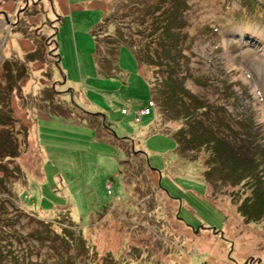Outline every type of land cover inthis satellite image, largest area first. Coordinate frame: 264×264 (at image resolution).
<instances>
[{
	"label": "rangeland",
	"instance_id": "obj_1",
	"mask_svg": "<svg viewBox=\"0 0 264 264\" xmlns=\"http://www.w3.org/2000/svg\"><path fill=\"white\" fill-rule=\"evenodd\" d=\"M175 1L0 0V264H264L211 143H264V0Z\"/></svg>",
	"mask_w": 264,
	"mask_h": 264
},
{
	"label": "trees",
	"instance_id": "obj_2",
	"mask_svg": "<svg viewBox=\"0 0 264 264\" xmlns=\"http://www.w3.org/2000/svg\"><path fill=\"white\" fill-rule=\"evenodd\" d=\"M177 3H178V0H176L174 4L171 3L170 5V7L172 8L171 16L173 18V19L171 18V20L175 19L174 13L177 8L176 7ZM155 8H156V5L154 4L152 10H154ZM109 17H114V16H109ZM109 17L106 15L104 17V20L108 19ZM176 31H177L176 29L172 30V33H171L172 37L170 38V41H168L167 43L169 47H171L172 53L170 55L173 61L172 65L174 66L177 65V61L174 55L178 52V49H179L178 43H177ZM162 43H165V41L163 40ZM168 45L163 46V49H162V53L165 54L166 52L167 55H169ZM167 55H165V57L163 55L162 57L168 58ZM174 93L175 92L172 91V94ZM148 101H149V104H148ZM150 103L151 101L147 100V104L139 108L145 107L147 108V112H148L149 111L148 105H150ZM204 106L210 109V111L212 110L217 115H220V113L222 112L221 106L219 107L212 106L206 103L204 104ZM121 108L123 111H120ZM121 108L119 109V111L124 112L125 108L124 107H121ZM134 116H135V112H134ZM240 117H241L240 115L235 116L236 118L235 122L239 124L242 128H249L250 126L247 123L246 119L244 117L243 118H240ZM221 119L222 118H219L220 122L222 121ZM256 137H257L256 131L250 132L246 130V136L239 137L238 140H240V142L234 144L235 147L230 142L221 140L223 144L225 145V147L229 150L227 153H226L225 147L221 143H219L220 141L219 142L214 141L211 143L213 144V148H214L212 151L213 155L215 154V156H217L219 160H221L223 157L230 158L227 161H225V163H228L230 170L232 171L235 170V175L233 174L234 177L238 181L243 180L244 186L248 188V192L244 194L243 197L238 202V206H237L238 214L241 216L243 221H246V222L261 221L262 225L264 226V179L261 178L260 174L258 173V171H260L259 166L261 164H264V143L263 142L261 143V141ZM228 154H230V156ZM241 166H244V169H245V173H243L242 175H240L238 172L240 171Z\"/></svg>",
	"mask_w": 264,
	"mask_h": 264
},
{
	"label": "crops",
	"instance_id": "obj_3",
	"mask_svg": "<svg viewBox=\"0 0 264 264\" xmlns=\"http://www.w3.org/2000/svg\"><path fill=\"white\" fill-rule=\"evenodd\" d=\"M59 1H63V3L65 4L66 6V11H68L69 15L71 16L70 14V10L71 8H74L72 7L73 4H76V3H81V2H90V6L91 8H93L97 13H96V17L98 16H103L104 13L106 12V5L107 2H109V0H77L76 3H74L75 1L71 2V0H59ZM106 5H105V3ZM79 4H77L76 8L79 7ZM60 14L63 12V11H58Z\"/></svg>",
	"mask_w": 264,
	"mask_h": 264
},
{
	"label": "built area",
	"instance_id": "obj_4",
	"mask_svg": "<svg viewBox=\"0 0 264 264\" xmlns=\"http://www.w3.org/2000/svg\"><path fill=\"white\" fill-rule=\"evenodd\" d=\"M148 104H149V101H148ZM121 111H123L122 108H121ZM145 112H147V108H145V107L137 109L135 111L134 119H137L140 114L145 113Z\"/></svg>",
	"mask_w": 264,
	"mask_h": 264
},
{
	"label": "flooded vegetation",
	"instance_id": "obj_5",
	"mask_svg": "<svg viewBox=\"0 0 264 264\" xmlns=\"http://www.w3.org/2000/svg\"><path fill=\"white\" fill-rule=\"evenodd\" d=\"M0 12H1V9H0ZM3 12L5 13V11L3 10ZM4 18V19H3ZM6 15L4 14L3 17L0 18V25H4V23L6 22Z\"/></svg>",
	"mask_w": 264,
	"mask_h": 264
}]
</instances>
